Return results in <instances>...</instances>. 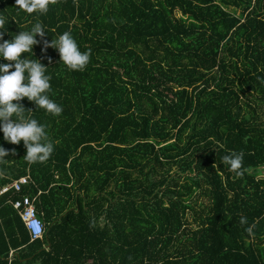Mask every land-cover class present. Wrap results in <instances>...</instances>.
<instances>
[{
    "label": "trees",
    "instance_id": "1",
    "mask_svg": "<svg viewBox=\"0 0 264 264\" xmlns=\"http://www.w3.org/2000/svg\"><path fill=\"white\" fill-rule=\"evenodd\" d=\"M0 16L6 40L43 24L33 57L62 107L20 101L54 145L45 162L0 133V190L30 180L0 196V264H264V0H50L44 15L0 0ZM65 31L90 50L81 71L42 51Z\"/></svg>",
    "mask_w": 264,
    "mask_h": 264
},
{
    "label": "clouds",
    "instance_id": "2",
    "mask_svg": "<svg viewBox=\"0 0 264 264\" xmlns=\"http://www.w3.org/2000/svg\"><path fill=\"white\" fill-rule=\"evenodd\" d=\"M19 9L27 14L39 13L44 15L49 10L50 0H15ZM6 22L0 16V30L5 29ZM43 24L37 21L28 31H19L12 35L10 40L4 39V31H0V133L3 140L16 145L23 142L26 149L24 159L28 163H42L49 159L54 151L53 143L48 139L45 125L32 118L20 101L27 98L33 102L36 108L43 109L52 116H59L62 107L50 99L51 76L46 74L48 67L39 59L33 57V46L40 43L36 37L43 39L46 35ZM55 49L59 54V60L72 71H81L89 63L90 50L81 52L70 31L58 35L56 39L44 41V48ZM29 53V56L21 54ZM10 69H13L10 71ZM8 155V152L0 146V159ZM242 152H231L222 157L223 162L229 166V170L237 177L243 175ZM246 218H241L244 224Z\"/></svg>",
    "mask_w": 264,
    "mask_h": 264
},
{
    "label": "built area",
    "instance_id": "3",
    "mask_svg": "<svg viewBox=\"0 0 264 264\" xmlns=\"http://www.w3.org/2000/svg\"><path fill=\"white\" fill-rule=\"evenodd\" d=\"M29 176L22 177L14 181L10 186L0 190V196L9 192L11 189L20 192L22 187L29 183ZM14 209L18 212L31 240L41 239L44 235V225L36 213L33 200L23 197L21 200L12 202Z\"/></svg>",
    "mask_w": 264,
    "mask_h": 264
},
{
    "label": "rangeland",
    "instance_id": "4",
    "mask_svg": "<svg viewBox=\"0 0 264 264\" xmlns=\"http://www.w3.org/2000/svg\"><path fill=\"white\" fill-rule=\"evenodd\" d=\"M199 198V197H198ZM201 201H203L204 202V204H208V201H207V199H203V198H199ZM188 221H189V223L190 224H192V226H194V224H193V221H192V214H188Z\"/></svg>",
    "mask_w": 264,
    "mask_h": 264
}]
</instances>
